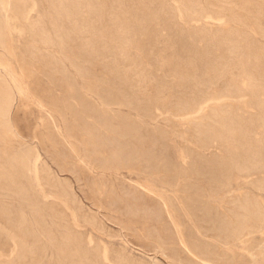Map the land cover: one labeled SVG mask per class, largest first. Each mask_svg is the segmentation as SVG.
<instances>
[{"label":"rangeland","instance_id":"374dc122","mask_svg":"<svg viewBox=\"0 0 264 264\" xmlns=\"http://www.w3.org/2000/svg\"><path fill=\"white\" fill-rule=\"evenodd\" d=\"M63 1L71 5L61 13L54 6L59 0H27L35 6L29 20L12 1L2 10L11 47L0 49L5 65L0 74L7 76L12 67L21 80L10 116L32 150L35 203L0 189V209L15 204L13 217L24 214L31 225L22 237L0 218L19 236L11 252V242L1 235L0 264H264V83L254 85L238 68L213 77L205 61L199 62L203 49L197 40L225 29L227 22L236 26L219 8L225 3L226 15L232 12L263 30L247 33L264 47L262 1L159 0L164 7L154 8L156 16L147 13V0L140 5V0ZM40 27L50 40L42 38L43 31L36 33ZM191 57L198 64L192 65ZM221 108L231 115L227 133L217 115ZM24 176L30 181L31 171ZM36 203L50 209L43 225L31 208ZM42 228L52 229L51 235ZM70 233L79 237L85 261L72 250Z\"/></svg>","mask_w":264,"mask_h":264},{"label":"bare ground","instance_id":"6f19581e","mask_svg":"<svg viewBox=\"0 0 264 264\" xmlns=\"http://www.w3.org/2000/svg\"><path fill=\"white\" fill-rule=\"evenodd\" d=\"M11 1H12V4H13V7L15 8V10H18V12L20 13V16L23 18V19H27V20H29V14H30V12L33 10V8L35 7H33V4L32 5H27V3H26V1L27 0H0V49L1 50H6L7 52L10 50V43H11V36H10V32H9V28H8V26H7V24H6V21H7V19H8V16H3V14H2V10L3 11H7V9L9 8V3H11ZM41 1V0H40ZM57 1V0H56ZM63 1V0H62ZM62 1H60L59 0V2L58 3H55L54 4V6H55V8H57L59 11H61V13H62V11H64V10H66V8L68 9V6H69V4L70 3H63ZM71 1V0H70ZM86 1V0H85ZM88 1H91V0H87L86 2L88 3ZM95 1V0H94ZM93 1V2H94ZM100 1V0H99ZM112 1V0H111ZM115 1V0H114ZM117 1H119V0H117ZM116 1V2H117ZM139 1V0H138ZM143 1V0H142ZM142 1L140 0V2H139V5H140V3L142 4ZM161 1V0H160ZM159 0H147V2L146 3H148L147 5H150V4H153L154 5V7H152V8H149L147 5H146V3L144 4L143 3V5L145 6V7H147L148 8V14L150 13V14H154V13H156V12H154V11H156L155 9L157 8V10L158 9H161V8H163L164 7V5L160 2ZM191 2H193V3H196L197 1L196 0H190ZM230 1L232 2L233 0H209L208 1V3L209 4H217V3H222V2H226V3H230ZM237 1V0H236ZM262 1V3L264 4V0H261ZM46 2V1H45ZM77 2H79V1H77ZM97 2V1H96ZM108 2H109V0H108ZM107 2V3H108ZM113 2V1H112ZM129 2V1H128ZM131 2V1H130ZM191 2H190V4H191ZM249 2V1H248ZM81 3V2H80ZM79 3V4H80ZM92 2H90V4H91ZM104 3V2H103ZM115 3V2H114ZM135 3V2H134ZM133 3V4H134ZM165 3V2H164ZM51 4H53V2L51 1ZM102 4V3H101ZM105 4V3H104ZM110 4H111V2H110ZM225 4V3H224ZM224 4L223 5H220V7L219 8H221L222 10L221 11H223V16H226L227 17V20L228 21H234V22H236V26H231L230 24H227L226 23V28L225 29H223V30H218V31H216V32H212V33H205L204 31V33L203 34H201L200 36L197 34V36H199V37H197V40L199 39V42H201V44L200 43H198L199 45H201L202 46V48H201V50L203 51V57H200L199 58V62H201L200 60H204L205 61V63L207 64V67H208V69L211 71V73L213 74L212 76L214 77H218V76H220L221 75V77L223 76V77H225L224 75H222L225 71H227L228 69H232V68H238L239 69V71L243 74V75H245V77H247V78H249L250 80H251V82L254 84V85H262L263 83H264V47H262V46H259L258 44H257V42L253 39V38H251V36H249V34L247 33V30L250 28L251 30H259V31H263L262 29H258L257 27L255 28V27H253V26H251V24L249 23V22H247L246 20H243L242 19V17H240V16H236L235 14H233L232 12L230 13L229 12V14H225L224 13V10L223 9H229V8H227L226 6H224ZM231 4V3H230ZM71 5V4H70ZM87 5V4H86ZM89 5V4H88ZM107 5V4H106ZM112 5V4H111ZM114 5V4H113ZM143 5H142V7H143ZM156 5V6H155ZM226 5V4H225ZM234 5H236L235 7H242V4H234ZM233 5V6H234ZM49 6V5H48ZM98 6V5H97ZM227 6H229L228 4H227ZM73 7V6H72ZM96 7V6H95ZM112 7V6H111ZM212 7V6H211ZM103 8H104V5H103ZM146 8V9H147ZM155 8V9H154ZM218 8V7H217ZM12 9V8H11ZM56 9V10H57ZM69 9H71L70 7H69ZM101 9V8H100ZM35 10H36V8H35ZM75 10V9H74ZM95 10V9H94ZM226 10V11H227ZM58 11V12H59ZM93 11V10H92ZM159 11V10H158ZM157 11V12H158ZM12 12H13V10H12ZM16 12V11H15ZM70 11H68L67 13H69ZM73 12V11H72ZM71 12V13H72ZM86 12V11H85ZM94 12H96V11H94ZM103 12V11H102ZM160 12H162V11H160ZM198 12V11H197ZM18 13V14H19ZM49 13H51V12H49ZM40 14V13H39ZM89 14V13H88ZM145 14H146V12H145ZM160 14V13H159ZM158 13H157V15H159ZM217 13L215 12V15H216ZM37 15V14H36ZM54 15V14H53ZM58 15H60V14H58ZM155 15V14H154ZM40 16H42V15H40ZM39 16V17H40ZM54 16H56V15H54ZM73 16V15H72ZM94 16H96L95 15V13H94ZM98 16V15H97ZM104 16V15H103ZM143 16V15H142ZM156 16V15H155ZM201 16H203V15H201ZM251 16V15H250ZM46 17H48V16H46ZM63 17V16H62ZM83 17H85V16H83ZM86 17H89L88 15L86 16ZM99 17H100V15H99ZM154 17V16H153ZM222 17V16H221ZM43 18V17H42ZM55 18V17H54ZM54 18H52V19H54ZM70 18V17H69ZM97 18V17H96ZM142 18H145L144 16L142 17ZM38 19V18H37ZM47 19V18H46ZM65 19V18H64ZM94 19V18H93ZM138 19V18H137ZM55 20V19H54ZM53 20V22H55ZM62 20H63V18H62ZM67 20V19H66ZM96 20V19H95ZM226 20V21H227ZM40 21V20H39ZM56 21H57V19H56ZM77 21V20H76ZM88 21H89V19H88ZM143 21V20H142ZM41 23H42V21H40ZM58 22V21H57ZM57 22H55V24L57 23ZM95 22V21H94ZM52 23V22H51ZM59 23V22H58ZM76 23V22H75ZM82 23H83V21H82ZM90 23V22H89ZM253 23V22H252ZM27 24V23H26ZM28 24H29V22H28ZM34 24V23H33ZM130 24V23H129ZM143 24V23H142ZM32 25V24H31ZM31 25H30V27H31ZM54 25V24H53ZM57 25V24H56ZM94 25V24H93ZM255 25V24H254ZM27 26V25H26ZM29 26V25H28ZM85 26V25H84ZM135 26V25H134ZM30 27H28V28H30ZM58 27V26H57ZM60 27V26H59ZM81 27V26H80ZM64 28V27H63ZM92 28H94V27H92ZM100 28V27H99ZM129 28H130V26H129ZM135 28V27H134ZM138 28V27H137ZM95 29V28H94ZM31 30H32V27H31ZM36 30V33L38 34L40 31H43L44 32V35H43V39H45V40H48L49 39V36L46 34L47 32H45L44 30V28H36L35 29ZM55 30H56V28H55ZM93 30V29H92ZM97 30H99V29H97ZM102 30V29H101ZM100 30V31H101ZM104 30V29H103ZM138 30V29H137ZM140 30V29H139ZM30 31V30H29ZM127 31V30H126ZM179 31V30H178ZM198 31V30H197ZM33 32H35V31H33ZM32 32V33H33ZM53 32H55V31H53ZM94 32V31H93ZM99 32V31H98ZM104 32V31H103ZM106 32V31H105ZM109 31H107V33H108ZM200 32V31H199ZM101 33V32H100ZM106 33V34H107ZM112 33V32H111ZM193 33H194V31H193ZM192 33V34H193ZM62 34V33H61ZM97 34V33H96ZM192 34H190V36L192 35ZM34 35H35V33H34ZM39 35V34H38ZM101 35V34H100ZM111 35V34H110ZM138 35H139V33H138ZM95 36V35H94ZM98 36V35H97ZM108 36V35H107ZM140 36V35H139ZM182 36V35H181ZM188 36V35H187ZM104 37V36H103ZM102 37V38H103ZM186 37V36H185ZM189 37V36H188ZM193 37H194V35H193ZM60 38V37H59ZM96 38V37H95ZM108 38H110V37H108ZM182 38H184V36H182ZM181 38V39H182ZM191 38V37H190ZM195 38V37H194ZM140 39V38H139ZM177 39V38H176ZM180 39V38H179ZM180 39V40H181ZM50 40V39H49ZM100 40V39H99ZM183 40V39H182ZM185 40V39H184ZM187 40V39H186ZM188 40H190V39H188ZM195 40V39H194ZM10 43H9V42ZM172 41H174V39H172ZM177 41V40H176ZM191 41V40H190ZM46 42V41H45ZM99 42H101V41H99ZM135 42V41H134ZM96 43V42H95ZM98 43V42H97ZM96 43V44H97ZM137 43V42H136ZM171 43V42H170ZM179 43H181V42H179ZM190 43V42H189ZM99 44L100 43H98L97 45L99 46ZM144 44V43H143ZM92 45V44H91ZM95 45V44H94ZM175 45V44H174ZM183 45V44H182ZM199 45H197V46H199ZM170 46V45H169ZM176 46H178V45H176ZM180 46V45H179ZM178 46V47H179ZM195 46V45H194ZM196 46V48H198ZM92 47V46H91ZM90 47V49L92 50L95 46H93L92 48ZM101 47V46H100ZM104 47V46H103ZM181 47V46H180ZM97 49H99L98 47H96ZM167 48V47H166ZM95 49V48H94ZM97 49H95V50H97ZM176 49H177V47H176ZM180 48H178L177 50H179ZM183 49V48H182ZM188 49V48H187ZM193 49V48H192ZM143 50V49H142ZM173 50V49H172ZM189 50V49H188ZM197 50V49H196ZM184 51H186V50H184ZM190 51V50H189ZM201 51V52H202ZM143 52H144V50H143ZM181 52V51H180ZM100 53V52H99ZM107 53V52H106ZM146 53V52H145ZM177 53H179V51L177 52ZM189 53V52H188ZM191 53V52H190ZM195 53V52H194ZM197 53V52H196ZM150 54H151V52H150ZM153 54V53H152ZM174 54H176V51H175V53ZM199 54V53H198ZM197 54V55H198ZM97 55V54H96ZM95 55V56H96ZM184 55V54H183ZM185 55H187V53L185 54ZM200 55V54H199ZM3 56V54L1 55L0 54V67L2 66H5L4 65V62L2 61V59H1V57ZM98 56V55H97ZM153 56V55H152ZM176 56V55H175ZM175 56H174V58H175ZM191 56V55H190ZM196 56V55H195ZM155 57V56H154ZM179 57H180V55H179ZM161 58H163V56L161 57ZM169 58H170V56H169ZM169 58H167V59H169ZM173 58V60H177V59H181V57L180 58H178L177 56H176V58L177 59H174ZM194 57H191L190 59H191V64L192 65H194V64H196L197 63V59L194 61V59H193ZM160 59V58H159ZM164 59H165V57H164ZM163 59V60H164ZM188 59V58H187ZM189 59V60H190ZM161 60V59H160ZM162 60V61H163ZM172 60V59H171ZM172 60V61H173ZM129 61V60H128ZM157 61V60H156ZM155 61V62H156ZM171 61V62H172ZM175 61H174V64H175ZM185 61H187V60H185ZM165 62H167L166 61V59H165ZM190 62V61H189ZM176 63L178 64L179 63V61L177 62L176 61ZM186 63V62H185ZM187 63H188V61H187ZM158 65H160L161 63H160V61L157 63ZM166 64V63H165ZM176 64V65H177ZM198 64V63H197ZM157 65V66H158ZM161 65H164V64H161ZM168 66H169V60H168V64H167ZM171 66H174V65H171ZM188 66V65H187ZM190 66V65H189ZM195 66V65H194ZM197 66V65H196ZM201 66V65H200ZM180 66H178V68H179ZM202 67H204V66H202ZM136 68V67H135ZM177 68V67H176ZM194 68H196V67H194ZM183 69V68H182ZM188 70L190 69L189 67L187 68ZM197 69H198V67H197ZM201 69V68H200ZM207 69V70H208ZM138 70V72H140V70L139 69H137ZM142 70V69H141ZM175 70H177V69H173V71L172 72H174ZM181 70V69H180ZM203 70V69H202ZM202 70H201V72H202ZM21 71V70H20ZM185 71V70H184ZM183 71V72H184ZM190 71V70H189ZM238 71V70H237ZM238 71V72H239ZM8 75L7 76H4V75H2V74H0V189H5V191H6V189L7 190H11V192L13 191L14 193H16L17 195H19V198L21 199V201L22 200H26V201H28L29 203L32 201V202H34L33 200L35 199V197L33 196V194H32V191H33V187H32V185L30 184L31 183V181L32 182H34V177H33V175H34V168H32L31 167V161H30V158H31V156H32V150L31 149H29L27 146H26V143H25V141H24V139H22L21 138V136H20V131H19V129H17L16 127H15V125L12 123V119H11V116H10V112H11V107H12V105H13V101H14V96H15V93L16 92H18V93H22V86H21V80L19 79V77L17 76V72H16V70L14 69V68H12V67H10L9 69H8ZM148 72V71H147ZM175 72H177V71H175ZM185 72H187V71H185ZM193 72H195V71H193ZM193 72H191V73H193ZM200 72V73H201ZM228 72V71H227ZM178 73V74H177ZM176 74L179 76L180 74L182 75V70L181 71H179V72H177ZM138 74H141V73H138ZM188 74H190L189 72H188ZM196 74V73H195ZM205 74V73H204ZM184 75V74H183ZM187 75V74H186ZM198 75H200V74H198ZM231 75V74H230ZM191 76V75H190ZM174 77V76H173ZM186 76H184V78H185ZM193 77V76H192ZM209 77H211V76H209ZM209 77H207V79L209 78ZM222 77V78H223ZM228 77V76H227ZM180 78H182V76L180 77ZM184 78H183V80H184ZM195 78V77H194ZM212 78V77H211ZM210 78V79H211ZM219 78V77H218ZM174 79V78H173ZM186 79V78H185ZM207 79H205L207 82H208V80ZM220 79V78H219ZM229 79V78H228ZM227 79V80H228ZM168 80V79H167ZM177 80V79H176ZM176 80H175V82H176ZM182 80V79H181ZM189 80V79H188ZM204 80V83L207 85V82ZM216 80V79H215ZM227 80H225V81H227ZM180 81V80H179ZM186 81V80H185ZM190 81V80H189ZM189 81H188V84H189ZM209 81H213V80H209ZM231 81V80H230ZM154 82V81H153ZM136 83V82H135ZM163 83V82H162ZM197 83V82H196ZM209 83V82H208ZM211 83V82H210ZM215 83V82H214ZM227 83V82H226ZM229 83V82H228ZM185 84H187V83H185ZM187 84V85H188ZM192 84H194V83H192ZM231 84V83H230ZM181 85H182V82H181ZM197 85V84H196ZM201 85H203V84H201ZM209 85V84H208ZM207 85V86H208ZM227 85V84H226ZM163 86V85H162ZM183 86H184V84H183ZM189 86V85H188ZM210 86V85H209ZM191 87V86H190ZM261 87V86H260ZM264 87V86H263ZM194 88H192V90H193ZM205 89V88H204ZM203 89V90H204ZM212 89H214V88H212ZM188 90H189V92H190V89L188 88ZM200 91V90H199ZM238 91V90H237ZM194 92V91H193ZM218 92V91H217ZM228 92V94H229V91H227ZM32 93V92H31ZM30 93V94H31ZM192 92H190V94H191ZM221 93V92H220ZM235 93V92H234ZM212 94H214V92L212 93ZM227 94V93H226ZM236 94V93H235ZM231 95V94H230ZM232 95H233V93H232ZM219 96V95H218ZM211 97H212V95H211ZM256 97H257V95H256ZM186 98H188L189 99V97H186ZM186 98H183V99H186ZM192 98H194V97H192ZM254 99H255V97H253ZM256 99H259V98H256ZM180 100V102H181V99H179ZM193 99H191L190 101H192ZM187 101V100H186ZM184 103H185V101H183ZM182 102V103H183ZM189 102V101H188ZM257 102V101H256ZM263 102V101H262ZM261 102V103H262ZM41 103V102H40ZM181 103V104H182ZM264 104V103H263ZM230 112H232V111H230ZM217 115L218 116H222V119H221V122H222V125L225 127V128H227L226 129V133L227 132H229V130H230V124H231V119H230V117H231V115L229 114V111L228 110H225L224 108H221V110L217 113ZM240 115V114H239ZM230 116V117H229ZM237 116V115H236ZM233 118V117H232ZM260 118V117H259ZM242 119V118H241ZM240 119V120H241ZM245 119V118H244ZM220 120V119H219ZM218 120V121H219ZM239 120V119H238ZM239 120V121H240ZM259 120V119H258ZM263 120V119H262ZM234 121V120H233ZM254 121V120H253ZM236 122H237V119H236ZM236 122H235V124H236ZM241 124H243V123H241ZM262 124H264V123H262ZM219 125V124H218ZM238 125V124H237ZM255 125V124H254ZM235 126V125H234ZM245 126H247V124L245 125ZM220 127H221V124H220ZM236 127V126H235ZM238 127H239V125H238ZM241 127V126H240ZM259 128H261L260 126H258ZM237 128V127H236ZM242 129V128H241ZM244 129V128H243ZM262 129V128H261ZM253 130V129H252ZM213 131V130H212ZM211 131V132H212ZM240 131V130H239ZM243 131V130H242ZM214 132V131H213ZM212 132V133H213ZM215 132H217V130L215 131ZM214 132V133H215ZM218 132H219V130H218ZM221 132H224V130L223 131H221ZM234 132V131H233ZM257 132V131H256ZM255 132V133H256ZM237 133V132H236ZM235 133V134H236ZM240 133V132H239ZM242 133V132H241ZM252 133V132H251ZM217 134V133H216ZM222 134V133H221ZM247 134V133H246ZM224 135V137H225V134H223ZM237 135H238V133H237ZM212 136H213V134H212ZM217 136V135H216ZM240 136H241V134H240ZM243 136V135H242ZM246 136V135H245ZM260 136V135H259ZM209 137H211V136H209ZM217 137H219V135L217 136ZM216 137V138H217ZM221 138L223 137V136H220ZM223 137V138H224ZM253 137V136H252ZM220 138V139H221ZM245 138L246 137H244V140H245ZM248 138V137H247ZM250 138V137H249ZM226 139H228V138H226ZM260 139V138H259ZM264 139V138H263ZM236 140V139H235ZM257 140V139H256ZM261 140V139H260ZM250 142V141H249ZM251 142H252V139H251ZM250 142V143H251ZM260 142V141H259ZM228 143V142H227ZM246 143V142H245ZM249 143V144H250ZM233 144V143H232ZM231 144V145H232ZM263 145V144H262ZM261 145V146H262ZM254 146V145H253ZM252 146V147H253ZM260 146V147H261ZM226 147V146H225ZM249 147V146H248ZM258 147H259V145H258ZM250 148V147H249ZM229 149V148H228ZM232 150V149H231ZM255 150V149H254ZM230 151V150H229ZM259 151H261V149L259 150ZM231 152V151H230ZM263 152V151H262ZM262 152H261V154H262ZM245 154V153H244ZM252 154V153H251ZM264 154V153H263ZM239 155V154H238ZM248 155V154H247ZM246 155V156H247ZM253 155V154H252ZM242 156V155H241ZM262 156V155H261ZM237 157V156H236ZM239 157V156H238ZM245 157V156H244ZM264 157V156H263ZM233 159V158H232ZM238 159V158H237ZM236 159V160H237ZM239 159H240V157H239ZM246 159H247V157H246ZM251 159V158H250ZM261 159V158H260ZM262 159H264V158H262ZM229 160V159H228ZM234 160V159H233ZM235 160V161H236ZM245 160V159H244ZM252 161H254V159L252 158L251 159ZM223 161V160H222ZM248 161V160H247ZM261 161V160H260ZM263 161V160H262ZM239 162V161H238ZM257 162V161H256ZM220 163V162H219ZM222 163V162H221ZM224 163V162H223ZM222 163V164H223ZM231 163H233V162H231ZM235 163H237V161L235 162ZM241 163H243V162H240V164ZM258 163H260V162H258ZM264 163V162H263ZM221 164V165H222ZM226 164V163H225ZM220 165V166H221ZM250 165H251V163H250ZM253 165V164H252ZM251 165V166H252ZM256 165V164H255ZM224 166V165H223ZM226 167H227V165H225ZM224 166V167H225ZM237 166H240V165H237ZM245 166V165H244ZM243 166V167H244ZM254 166V165H253ZM228 167H230L229 165H228ZM242 167V168H243ZM246 167V166H245ZM247 167H249V166H247ZM261 167V166H260ZM231 168V167H230ZM241 168V167H240ZM223 168L221 167V169L220 170H222ZM27 170H29V171H31V180L30 181H28V180H26V178H25V172L27 171ZM226 170L228 171V169L226 168ZM225 171V170H224ZM226 171V172H227ZM36 172H37V170H36ZM218 172V171H217ZM228 175V174H227ZM223 176V175H222ZM226 176V175H225ZM224 176V177H225ZM223 177V178H224ZM217 179L218 178H220L219 176L218 177H216ZM226 178V177H225ZM227 179V178H226ZM218 180H221V179H218ZM217 180V181H218ZM223 180V179H222ZM40 181V180H39ZM38 181V182H39ZM47 182V181H46ZM223 182H226L225 180L223 181ZM40 183V182H39ZM220 183V182H219ZM227 184H228V182H226ZM60 184H62V183H60ZM67 185V184H66ZM65 185V186H66ZM174 185V184H173ZM220 185V187H221V184H219ZM223 185V184H222ZM225 185V184H224ZM56 186V185H55ZM61 186V185H60ZM264 186V185H263ZM225 187V186H224ZM262 187V186H261ZM62 188H65L64 186L62 187ZM145 188V187H144ZM2 189V190H3ZM68 189H70V187H68ZM62 190V189H61ZM64 190V189H63ZM1 191V190H0ZM4 191V192H5ZM59 191V190H58ZM67 191V190H66ZM151 191V190H150ZM9 192V191H8ZM60 192H62V191H60ZM65 192V191H64ZM63 193V192H62ZM62 193H60V196L62 195ZM13 194V193H12ZM44 194V193H43ZM7 195V194H6ZM66 195V194H65ZM65 195H62L63 196V198H64V196ZM67 195H68V193H67ZM8 196V195H7ZM59 196V197H60ZM61 196V197H62ZM12 198H14V197H12ZM34 198V199H33ZM37 198V197H36ZM66 198V197H65ZM20 199H18V201L20 200ZM38 199V198H37ZM159 200V199H158ZM165 200V199H164ZM11 201H12V199H11ZM66 201V200H65ZM245 200H243V203H245L244 202ZM27 202V203H28ZM31 202V203H32ZM38 202V201H37ZM239 202V201H238ZM3 203V202H2ZM1 203V204H2ZM7 204H8V202H6ZM35 203V202H34ZM34 203H32V204H34ZM39 203V202H38ZM65 203V202H64ZM164 203V202H163ZM31 204V205H32ZM14 206V208H16L15 207V204H13ZM20 206H21V204H19ZM26 205V204H25ZM25 205H24V207H25ZM28 205V204H27ZM43 205H45V204H43ZM42 205V206H43ZM50 205V204H49ZM248 205V204H247ZM253 205H254V203H253ZM252 205V206H253ZM1 206H3V205H1ZM19 206V207H20ZM51 206V205H50ZM243 206V205H242ZM244 206H246V205H244ZM27 207V206H26ZM25 207V208H26ZM29 208H30V206H28ZM27 207V208H28ZM46 207H47V205H46ZM46 207H40V206H38L37 205V203L35 204V205H33V206H31V208H33V212H34V214H35V217L37 216V220H38V224H40V225H43L44 223H46L45 222V218H44V216H45V213H46V215H49V212L48 211H50V209H49V207L48 208H46ZM236 207V206H235ZM241 207V206H240ZM250 207V206H249ZM248 207V208H249ZM14 208L12 209V205H11V208H7V207H5V209H0V218H4L5 220H6V222H8L9 224H10V226H15V228H16V231H18L19 233H21L22 234V237L24 236H26L27 234H28V230H29V228H30V226L31 225H29L28 226V223L26 222L25 223V217H23L24 216V214H18L19 216L18 217H13V211H14ZM31 208H30V210H31ZM243 208V207H242ZM246 208V207H245ZM247 208V209H248ZM251 208V207H250ZM17 209V208H16ZM53 209V208H52ZM51 209V210H52ZM21 210V208L19 209V211ZM23 210V209H22ZM29 210V211H30ZM166 210H167V208H166ZM243 210V209H242ZM257 210V209H256ZM230 211V210H229ZM228 211V212H229ZM233 211V210H232ZM234 211H236V209L234 210ZM244 211H245V209H244ZM22 212V211H21ZM48 212V213H47ZM52 212H53V210H52ZM223 212V211H222ZM32 213V212H31ZM55 213V212H54ZM171 213V212H170ZM238 213V212H237ZM250 213V212H249ZM261 213V212H260ZM33 214V213H32ZM57 214V213H56ZM55 214V215H56ZM230 214V213H229ZM241 214V213H240ZM243 214V213H242ZM242 214H241V216H242ZM251 214V213H250ZM169 215H171V214H169ZM225 215V214H224ZM237 215V214H236ZM235 215V216H236ZM258 215V214H257ZM14 216H16V215H14ZM26 216V215H25ZM32 216H34V215H32ZM50 216H52V215H50ZM232 216V215H231ZM249 216V215H248ZM251 216V215H250ZM254 216H256L255 214H254ZM259 216V215H258ZM239 217V216H238ZM243 217V216H242ZM247 217V216H246ZM257 217V216H256ZM52 218V217H51ZM50 218V219H51ZM234 218V217H233ZM239 218H241V217H239ZM27 219V218H26ZM220 219V218H219ZM248 219V218H247ZM28 220V219H27ZM30 220V219H29ZM174 220V219H173ZM221 220V219H220ZM223 220V219H222ZM221 220V221H222ZM234 220V219H233ZM232 220V221H233ZM4 221V220H3ZM36 221V220H35ZM34 221V222H35ZM225 222H226V220H224ZM231 221V222H232ZM239 221V220H238ZM241 221V220H240ZM243 221H246V220H243ZM253 221V220H252ZM230 222V220H229V224L231 223ZM236 222H237V220H236ZM4 223V222H3ZM49 223V222H48ZM234 223V222H233ZM248 223V222H247ZM256 223V222H255ZM27 224V225H26ZM30 224V223H29ZM37 224H35V226H36ZM50 225V224H49ZM49 225H47V226H49ZM228 225V224H227ZM238 225V224H237ZM256 225V224H255ZM5 225H2L1 224V222H0V237H1V235H3L4 236V238L5 239H8L10 242H11V249H10V251L11 252H13L14 250H15V248H16V246H17V241H16V238H19V236H17L18 234L17 233H12L10 230H8V229H6L5 227H4ZM38 226V225H37ZM46 226V227H47ZM222 226H223V223H222ZM225 226V225H224ZM239 226H240V224H239ZM250 226V225H249ZM33 227V226H32ZM44 227V226H43ZM51 227V226H50ZM49 227V228H50ZM218 227H220V226H218ZM229 227H231V224H230V226ZM236 227V226H235ZM49 228L47 229V228H42L43 229V231L45 230L49 235H51V230L53 229L52 227V229L51 230H49ZM242 228V227H241ZM227 229V228H226ZM233 229V228H232ZM246 229H247V227H246ZM15 230V229H14ZM36 230H39V229H36ZM220 230V229H219ZM231 230V229H230ZM236 230V229H235ZM258 230V229H257ZM31 231H32V228H31ZM34 231V230H33ZM32 231V232H33ZM221 231H222V229H221ZM225 231H227V230H225ZM31 232V233H32ZM38 232V231H37ZM36 232V233H37ZM54 232V231H53ZM53 232H52V234H53ZM227 232H229V230L227 231ZM30 233V232H29ZM41 233H42V231H41ZM40 233V234H41ZM44 233V232H43ZM223 233V232H222ZM35 234V233H34ZM33 234V235H34ZM38 234H39V232H38ZM38 234H36V235H38ZM225 234V232L223 233V235ZM230 234V233H229ZM229 234H227V235H229ZM236 234V233H235ZM35 235V236H36ZM44 235V234H43ZM54 235V234H53ZM52 235V236H53ZM64 235H66V233L64 234ZM242 235V234H241ZM28 236V235H27ZM30 237H31V235H29ZM230 236V235H229ZM39 237V236H38ZM43 237V236H42ZM45 237H47L46 236V234H45ZM51 237V236H50ZM68 239H70V241L72 240L73 241V246L71 245L72 243H70V245L72 246V250L74 251V253H76V254H80L81 255V260H86L87 258H88V254H84V251H80V244L81 243H79L78 242V239H79V237L77 238L76 236H74V234H72V233H70V234H68L67 236H66ZM236 237V236H235ZM48 238V237H47ZM54 238H55V236H54ZM225 239H226V237H224ZM31 239V238H30ZM33 239V238H32ZM34 239H36L35 237H34ZM39 239H40V237H39ZM52 239V238H51ZM227 239H228V236H227ZM237 239V238H236ZM18 240V239H17ZM24 240H25V238H24ZM232 240V239H231ZM28 241V240H27ZM33 241V240H32ZM37 240H35V242H36ZM66 241V240H65ZM68 241V240H67ZM233 241V240H232ZM23 243H24V241H22ZM81 242V241H80ZM22 243V244H23ZM26 244V243H25ZM24 244V245H25ZM65 244V243H64ZM68 244V243H67ZM63 245V244H62ZM62 245H59V246H61L62 247ZM185 245V244H184ZM27 246V245H26ZM58 246V247H59ZM65 246V245H64ZM67 246V245H66ZM71 246H69V247H71ZM31 247H32V245H31ZM61 247H59V248H61ZM81 247H83L82 246V244H81ZM67 248V247H66ZM66 248H65V250H66ZM31 249V248H30ZM34 249V248H33ZM33 249H31V251L33 250ZM62 249H63V247H62ZM84 249V248H83ZM187 249V248H186ZM20 250V249H19ZM22 250H25V249H21V251ZM64 250V251H65ZM68 250V249H67ZM26 251V250H25ZM24 251V252H25ZM71 251V250H70ZM69 250H68V252H70ZM76 251V252H75ZM87 251V250H86ZM72 252V251H71ZM25 253H29L28 251L27 252H25ZM73 253V254H74ZM86 253V252H85ZM88 253V252H87ZM25 255V254H24ZM68 255H70V253H68ZM79 255V256H80ZM78 256V255H77ZM77 256L75 257V255L74 256H72V257H74V258H76L77 259ZM78 256V257H79ZM86 258V259H85ZM80 259V258H79ZM223 259V258H222ZM77 262H78V260H77ZM87 262V261H86ZM89 262V261H88ZM34 263V262H33ZM79 263V262H78ZM80 263H82V262H80ZM79 263V264H80ZM133 263V262H132ZM36 264V263H35ZM92 264H94L93 262H92Z\"/></svg>","mask_w":264,"mask_h":264}]
</instances>
